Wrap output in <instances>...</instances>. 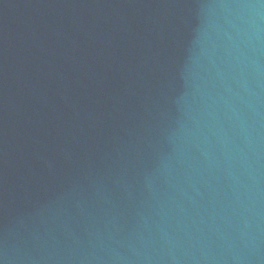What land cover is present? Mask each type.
<instances>
[{
	"label": "water",
	"instance_id": "95a60500",
	"mask_svg": "<svg viewBox=\"0 0 264 264\" xmlns=\"http://www.w3.org/2000/svg\"><path fill=\"white\" fill-rule=\"evenodd\" d=\"M0 264H264V0H0Z\"/></svg>",
	"mask_w": 264,
	"mask_h": 264
}]
</instances>
